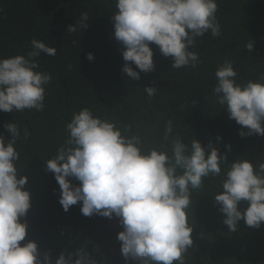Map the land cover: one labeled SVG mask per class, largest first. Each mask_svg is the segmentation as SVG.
<instances>
[{
	"label": "trees",
	"instance_id": "obj_1",
	"mask_svg": "<svg viewBox=\"0 0 264 264\" xmlns=\"http://www.w3.org/2000/svg\"><path fill=\"white\" fill-rule=\"evenodd\" d=\"M217 3L221 34L213 38L208 32L197 39L192 49L200 56L196 67L171 69L172 58L163 56L152 43L154 70L144 73L133 65L140 79L130 80L122 71L123 45L114 38L116 0H0V59L26 56L32 39L57 49L55 56L42 53L39 58L37 71L52 75L44 109L0 111V135L6 140L11 139L6 123L15 122L31 133L15 145L20 153L16 166L20 176L28 177L24 187L31 202L21 218L28 224L21 245L35 241L42 254L50 253L53 264L61 252L81 247L97 264H138L126 261L121 253L120 218L114 214L112 218L86 217L80 202L65 212L54 174L45 169V162L67 138L66 124L73 114L89 108L95 116L128 129L126 135L139 134L146 149L160 146L168 120L173 122V134L185 143L193 138L202 146L211 143L219 149L228 164L222 166L220 176L204 178L203 188L191 194L188 215L193 247L184 254L185 264H264V224L251 228L241 220L238 230L230 232L214 200L231 163L240 158L264 162V136L241 137L240 131L247 129L229 119L212 94L215 72L225 60L233 61L238 83L264 76V0ZM83 12L89 15L88 27L67 33ZM250 40L252 52L246 49ZM88 53L94 60L87 59ZM149 86L159 92L153 98L143 89ZM247 206L241 201L239 208L243 211Z\"/></svg>",
	"mask_w": 264,
	"mask_h": 264
},
{
	"label": "clouds",
	"instance_id": "obj_2",
	"mask_svg": "<svg viewBox=\"0 0 264 264\" xmlns=\"http://www.w3.org/2000/svg\"><path fill=\"white\" fill-rule=\"evenodd\" d=\"M116 9L114 38L123 45L122 71L130 80L154 70L150 44L172 58L171 69L194 68L200 63L199 53L192 50L197 39L208 32L213 38L221 34L217 0H116ZM88 19L87 12L81 13L78 24L69 25L67 33L76 32L77 27L86 29ZM246 49L252 52L251 40ZM42 53L55 56L57 49L32 39L26 56L0 59V111L44 109L52 75L37 71ZM87 59L94 60L93 54L88 53ZM215 77L214 102L227 111L229 119L247 129L240 136H264V76L238 83L233 61L225 60ZM143 89L149 98L159 93L155 87ZM4 128L11 139L0 135V264H53L50 253L42 254L35 241L21 245L28 228L21 218L26 217L31 202L24 187L28 177L20 176L16 166L20 153L15 145L31 133L15 122ZM127 131L95 116L89 108L73 114L66 124L67 138L45 162L46 171L54 174L59 185V203L65 212L80 202L86 217L112 218L114 214L120 218L123 231L117 239L126 261L185 264L184 254L193 247L188 215L192 191L203 188L204 178L220 176L227 157L211 143L205 147L193 138L185 143L173 134L171 120L166 122L159 147L146 149L139 134L129 136ZM221 188L214 200L230 232L238 230L241 220L251 228L264 224V162L254 164L240 158L231 163ZM241 201L248 203L243 211ZM54 264L97 261L81 247L61 252Z\"/></svg>",
	"mask_w": 264,
	"mask_h": 264
}]
</instances>
